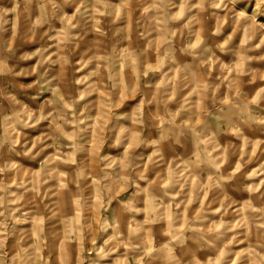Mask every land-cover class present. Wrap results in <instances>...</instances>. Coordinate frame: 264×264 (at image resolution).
I'll list each match as a JSON object with an SVG mask.
<instances>
[{"label": "clouds", "instance_id": "1", "mask_svg": "<svg viewBox=\"0 0 264 264\" xmlns=\"http://www.w3.org/2000/svg\"><path fill=\"white\" fill-rule=\"evenodd\" d=\"M0 264H264V0H0Z\"/></svg>", "mask_w": 264, "mask_h": 264}]
</instances>
